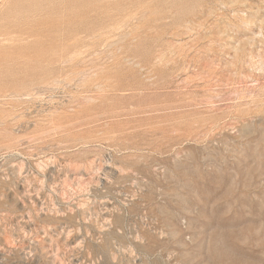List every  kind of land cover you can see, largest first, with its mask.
<instances>
[{
	"label": "rangeland",
	"instance_id": "374dc122",
	"mask_svg": "<svg viewBox=\"0 0 264 264\" xmlns=\"http://www.w3.org/2000/svg\"><path fill=\"white\" fill-rule=\"evenodd\" d=\"M94 1L0 0V264H264V0Z\"/></svg>",
	"mask_w": 264,
	"mask_h": 264
},
{
	"label": "bare ground",
	"instance_id": "6f19581e",
	"mask_svg": "<svg viewBox=\"0 0 264 264\" xmlns=\"http://www.w3.org/2000/svg\"><path fill=\"white\" fill-rule=\"evenodd\" d=\"M91 5L90 9H94L95 8V1L91 0V2L89 3ZM89 8L87 7L86 4H79L77 6H75V11H74V15H73V19L70 21L69 24L71 23H75L78 24L81 17L84 15V13L86 12V10H88Z\"/></svg>",
	"mask_w": 264,
	"mask_h": 264
}]
</instances>
